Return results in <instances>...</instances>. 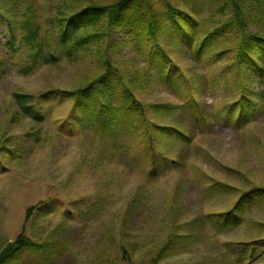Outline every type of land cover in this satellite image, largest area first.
Wrapping results in <instances>:
<instances>
[{
  "label": "rangeland",
  "instance_id": "obj_1",
  "mask_svg": "<svg viewBox=\"0 0 264 264\" xmlns=\"http://www.w3.org/2000/svg\"><path fill=\"white\" fill-rule=\"evenodd\" d=\"M63 1L10 0L15 52L8 46L7 18L0 16V253L23 235L34 245L5 264H152L172 235L183 234V225L227 211L241 195L264 186V108L242 129L219 121L222 109L237 95L221 82L231 57L215 62L207 56L199 62L193 53L209 30L231 18L228 1L189 0L186 5L187 0H154L165 15L167 3L186 13L193 10L198 24L190 47L185 41L174 45L178 39L173 34L162 41L170 56L176 54L170 67L181 90L163 81L151 55L155 45L135 42L125 33L111 38L119 48L118 67L129 81L143 79V91L136 95L149 118H155L149 107L177 106L175 119L193 137L189 147H180L154 135L158 151L182 160L179 166L170 162L157 175L150 160L140 156L147 129L140 117L119 115L111 133L101 129L96 114L80 110L77 98L54 93L79 87L101 72L88 54H62L58 14ZM85 1L66 2L77 8ZM26 23L37 41L26 43L31 36ZM189 88L194 91L187 93ZM191 92L211 128L195 124L196 116L186 105ZM16 95L34 97L29 103L40 119L23 113ZM157 150L152 152L156 161L161 157ZM207 177L239 192L203 198ZM263 206L250 207L253 220L264 219ZM31 207L37 211L26 222ZM246 224L225 235L209 221L192 227L191 237L161 264H236L233 259L241 250L237 242L251 239Z\"/></svg>",
  "mask_w": 264,
  "mask_h": 264
},
{
  "label": "trees",
  "instance_id": "obj_2",
  "mask_svg": "<svg viewBox=\"0 0 264 264\" xmlns=\"http://www.w3.org/2000/svg\"><path fill=\"white\" fill-rule=\"evenodd\" d=\"M59 7L60 35L58 45L62 54L66 57L74 56L77 53H84L95 58L100 66L101 72L88 78L83 85L74 87L71 90L55 91L66 100H79L78 107L87 115L96 114L102 122V130H110L115 125L119 115H129L130 119L140 117L146 126L144 132L146 141L142 144L145 148L140 149L142 158L150 160L152 173L157 175L162 167L173 165L179 166L180 161L158 151L154 145V135L165 143L180 147H189L193 137L189 130L182 128L175 119L179 107L172 104L156 105L149 107L153 110L155 118L150 119L147 108L141 103L136 93L143 91V79L141 76H134L130 79L118 67L122 64L117 43L111 41L114 34L125 33L133 41L144 40L148 44L156 46L151 55L156 56V66L163 76V81L181 90V84L176 79V73L170 67L174 64L173 53L170 56L166 52V46L162 43L167 35L173 34L174 45L178 41L187 42L188 46L193 45V33L196 32L198 24L193 19V10L189 13L180 11L171 4L166 5L167 14H163L157 4L166 3L165 0L156 2L154 0H86L77 8H70L66 2ZM79 1V0H74ZM227 8L231 11V18L221 21L218 26L209 30L200 43L193 50L194 55L200 62L207 56H211L215 62L230 59L229 65L221 78L225 88L237 91L227 106L221 111L219 121H231L237 129H242L254 122L256 114L264 108V0H227ZM9 2L0 1V16L7 18V24L11 32L12 41L8 44L15 52L14 23L11 21ZM189 4L187 0L186 5ZM2 5V7H1ZM252 27L255 29L252 30ZM24 28L29 29L31 36L26 37V43L37 41L35 32L26 23ZM226 43L229 45H226ZM53 61L58 59L53 56ZM197 61V62H198ZM232 75L230 79L229 76ZM194 91L189 88L188 92ZM187 98L186 105L194 112L195 124L198 128H211L210 119L193 94ZM23 113L34 119L40 116L30 106L29 101L35 98L27 95H16ZM36 102V101H35ZM7 142V141H6ZM1 144V143H0ZM9 144V141L8 143ZM5 148V147H4ZM172 148V147H171ZM157 150L160 158L152 154ZM160 162V163H156ZM203 198H211L213 195L226 191L239 192L237 188L222 184L213 178L207 177L204 180ZM264 204V186L254 188L244 193L236 203L227 211L214 213L208 217H198L183 225L182 235H172L168 244L160 249L152 264H161L172 249L181 246L185 240L191 237V231L197 225L209 221L216 225L222 234L234 233L246 224L244 230L250 231L249 240L238 241L241 249L238 257L234 258L236 264H242L241 259L247 264H264V219L253 220L249 212L252 205ZM42 205V203L40 204ZM264 211V206L261 209ZM37 208L31 207L27 210L26 222L36 213ZM34 242L21 235L15 242L9 244L0 253V264H5L9 258L18 257L26 246H33ZM125 255L127 252L125 251ZM125 260H128L126 257ZM207 264V263H206Z\"/></svg>",
  "mask_w": 264,
  "mask_h": 264
}]
</instances>
